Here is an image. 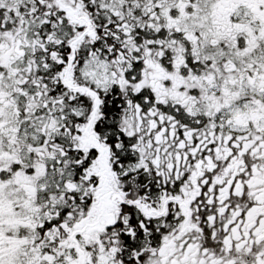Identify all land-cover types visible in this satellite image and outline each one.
<instances>
[{
  "label": "snow or ice",
  "instance_id": "1",
  "mask_svg": "<svg viewBox=\"0 0 264 264\" xmlns=\"http://www.w3.org/2000/svg\"><path fill=\"white\" fill-rule=\"evenodd\" d=\"M0 264H264V0H0Z\"/></svg>",
  "mask_w": 264,
  "mask_h": 264
}]
</instances>
